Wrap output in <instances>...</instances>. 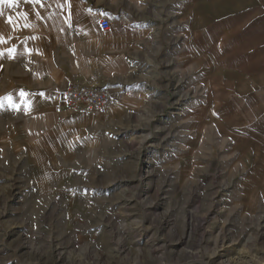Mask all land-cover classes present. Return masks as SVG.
<instances>
[{
    "label": "crops",
    "instance_id": "crops-1",
    "mask_svg": "<svg viewBox=\"0 0 264 264\" xmlns=\"http://www.w3.org/2000/svg\"><path fill=\"white\" fill-rule=\"evenodd\" d=\"M235 12L264 13V0H0V173H27L28 188L83 205L72 173L106 129L72 127L61 91L105 86L110 104L87 116L111 125L177 105L170 86L181 83L188 107L223 110L226 165L247 174L245 187L259 180L264 198V65L230 63L224 19Z\"/></svg>",
    "mask_w": 264,
    "mask_h": 264
},
{
    "label": "rangeland",
    "instance_id": "rangeland-1",
    "mask_svg": "<svg viewBox=\"0 0 264 264\" xmlns=\"http://www.w3.org/2000/svg\"><path fill=\"white\" fill-rule=\"evenodd\" d=\"M224 20L230 63L264 65L252 58L264 55V13ZM244 52L250 59L234 62ZM182 87L170 86L177 105L111 125L87 116L105 108H68L72 127L106 129L72 173L83 205L28 188L27 173H0V264H264L261 184L245 187L247 174L226 165L223 110L188 107Z\"/></svg>",
    "mask_w": 264,
    "mask_h": 264
},
{
    "label": "built area",
    "instance_id": "built-area-1",
    "mask_svg": "<svg viewBox=\"0 0 264 264\" xmlns=\"http://www.w3.org/2000/svg\"><path fill=\"white\" fill-rule=\"evenodd\" d=\"M101 23L105 28L110 25L108 19ZM61 100L69 109H104L110 104L111 97L107 88L97 83H71L61 91Z\"/></svg>",
    "mask_w": 264,
    "mask_h": 264
}]
</instances>
